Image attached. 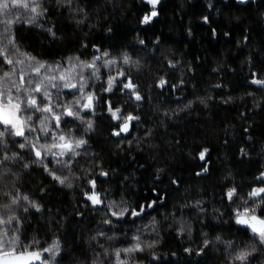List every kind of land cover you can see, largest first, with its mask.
Instances as JSON below:
<instances>
[{
  "label": "trees",
  "instance_id": "obj_1",
  "mask_svg": "<svg viewBox=\"0 0 264 264\" xmlns=\"http://www.w3.org/2000/svg\"><path fill=\"white\" fill-rule=\"evenodd\" d=\"M41 8L46 12L36 23L21 17L11 25L22 52L49 63L68 57L91 61L107 52L104 59L116 64L107 68L97 61L101 79L88 90L101 98L95 114L81 113L93 121V130L85 132L86 125L71 117L61 124L88 141L81 155L70 168L50 156L45 160L56 175L68 178L66 184L18 147L22 138L5 137L0 159L19 155L0 165V206L11 205L0 207V214L19 218L9 231L18 229L24 244L38 241L37 250L58 241L55 260L44 254L49 264H116L115 250L132 247L135 236L144 251L122 252L128 264H241L232 257L245 245L257 248L247 264H264V248L234 222L247 194L263 185L257 177L264 170V86L252 81L264 79V0H159L158 15L147 24L142 20L153 6L146 0H41ZM125 54L133 63H123ZM10 69L0 61V74ZM117 71L138 85L141 101L119 84L112 93L102 92ZM160 78L168 82L163 88L157 87ZM73 98L64 90L59 102ZM106 101L124 116L139 117L129 134H112L121 121L111 118ZM41 142L51 139L41 136ZM92 179L103 204L85 197ZM233 187L239 197L230 202L225 194ZM14 196L21 199L12 205ZM152 201L138 217L117 218L111 215L117 208L107 207L115 202L139 211ZM257 214L264 216L259 209Z\"/></svg>",
  "mask_w": 264,
  "mask_h": 264
},
{
  "label": "snow or ice",
  "instance_id": "obj_2",
  "mask_svg": "<svg viewBox=\"0 0 264 264\" xmlns=\"http://www.w3.org/2000/svg\"><path fill=\"white\" fill-rule=\"evenodd\" d=\"M71 4L72 0H67ZM153 6L150 15H145L142 23H149L153 17L158 13L155 11V6L159 0H147ZM10 6L12 8H23L29 14L28 23L34 24L37 19L43 16L46 12L41 8V0H0V14H11ZM21 17H17L15 22H19ZM207 22V17L204 18ZM14 23L12 19L0 20L2 30H0V61L3 64L12 66L9 71H4L0 74V145L5 144L6 136L20 137L24 140L18 147L20 149L27 148L32 152L36 158L34 162L40 163L44 166L45 171L57 180L60 184H66L67 177L56 175L54 171L48 168L45 160L50 156L56 164L62 167H71L72 161L75 157L81 155L80 149L84 148L88 141L82 137H75L72 130L67 132L61 127L62 122L67 123L68 117L80 121L81 124L86 125L85 132L93 130V121L91 119L84 120L81 113L88 111L95 114V107L100 101V96L94 90H88L90 81H100V67L97 61H101L104 67L111 68L116 64L114 59H104L109 54L102 53L100 56H94L91 61L80 60L79 57H70L67 60V66L60 62L49 63L42 61L27 52H22L17 44L15 37L11 34V25ZM48 31L51 33L52 29ZM54 35V33H53ZM142 43V42H141ZM123 63H133L130 57L125 54L123 56ZM174 66V65H173ZM87 70L88 74L85 75ZM168 82L164 78H160L157 87L163 88ZM252 83L264 86V79H253ZM117 84L122 85L121 90L134 97L136 101L143 99L138 90V85L133 83L131 77L124 71H117L115 75H109L106 80V87H102L103 93H112ZM95 83L91 84V88H95ZM175 87V86H173ZM64 90H70L73 95L71 101L61 103L59 97ZM107 112L115 121H121L119 130H114V136H120L122 133H127L130 130V124L133 120H139L138 116L122 114L121 107H114L111 101H106ZM26 113L40 114L36 121H33V115H26ZM27 133V134H26ZM40 133L43 137L51 139V143H42L41 135H34V139L30 140L29 134ZM208 149L205 148L199 153V158L205 160ZM243 152V150H242ZM67 157V159H65ZM19 158L18 153H14L11 157L4 154L0 159V165L4 161ZM25 168L28 164L24 165ZM205 167L202 172H207ZM197 173V175H201ZM101 176H107L108 173L101 171ZM258 180L264 182V172H261ZM175 183V181H174ZM92 191L86 192L85 197L92 205L103 204L100 194L95 191V179L89 180ZM68 187L72 185L67 184ZM226 198L231 202L234 198L239 197V193L235 187L230 188L226 192ZM21 199L19 196H14L11 199V204L15 205ZM28 200L27 196L22 197ZM251 201V206H249ZM244 207L238 208L234 212V222L242 229L250 232L255 244L260 248H264V216L258 215L257 210L264 212V186L254 187L248 194L247 199L243 201ZM155 201L147 205H141L139 211L130 210L127 207L120 208L115 202L108 204L107 207L111 210L116 207L117 210L111 211L114 217H123L130 214L133 217L140 216L145 208H152ZM200 202H196L199 207ZM11 205L0 206L2 208H9ZM31 206L40 210V206L34 201ZM203 211V209H200ZM27 211V208H25ZM13 221L19 223V218L12 215L4 217L0 214V264H49V261L44 259V254H50L52 260L60 252L58 241H54L52 245L42 250L35 249L34 245L38 241H32L29 244L21 242L16 231L10 232L8 225ZM111 223V221H106ZM183 231V228L181 229ZM100 235H103L101 233ZM135 244L132 247L124 249H116L115 257L116 264H128L127 260L121 259V253L130 254L134 252L144 251L140 243V237H133ZM216 239L219 241L220 237ZM210 241H204V247L209 245ZM233 242H228V247H232ZM148 247L153 245L149 244ZM190 252L191 249H185ZM257 248L255 246L249 247L245 245L232 257L233 261H239L241 264H247L249 257H251ZM203 252V248L200 250ZM200 253H197L199 255Z\"/></svg>",
  "mask_w": 264,
  "mask_h": 264
},
{
  "label": "rangeland",
  "instance_id": "obj_3",
  "mask_svg": "<svg viewBox=\"0 0 264 264\" xmlns=\"http://www.w3.org/2000/svg\"><path fill=\"white\" fill-rule=\"evenodd\" d=\"M10 13L11 14H0V20L12 19L13 21H15L17 19V17H25V19H27V20L29 18V14L23 8H12L10 6ZM2 27L3 26L0 25V30H2ZM68 58H70V57H68ZM68 58H63L62 60H60V63L64 64L65 66H67ZM72 58H74V57H72ZM54 63H56V62H54ZM10 67H12V66H10ZM87 74H88V72L86 70L85 71V75H87ZM36 135H41L42 136V134H40V133H36Z\"/></svg>",
  "mask_w": 264,
  "mask_h": 264
},
{
  "label": "water",
  "instance_id": "obj_4",
  "mask_svg": "<svg viewBox=\"0 0 264 264\" xmlns=\"http://www.w3.org/2000/svg\"><path fill=\"white\" fill-rule=\"evenodd\" d=\"M147 1V0H146ZM238 1H240V2H244V1H248V0H238ZM118 130H119V128H118ZM131 131V124H130V130H129V132ZM129 132H127V133H122L123 135H126V134H129ZM262 172H264V170L262 171ZM261 174V173H260ZM260 174H259V176H260ZM262 186H264V182H263V185ZM261 187V186H260ZM37 264H38V262H37Z\"/></svg>",
  "mask_w": 264,
  "mask_h": 264
}]
</instances>
